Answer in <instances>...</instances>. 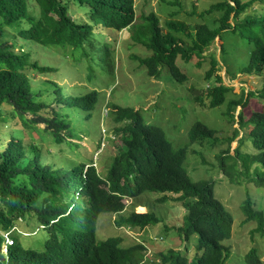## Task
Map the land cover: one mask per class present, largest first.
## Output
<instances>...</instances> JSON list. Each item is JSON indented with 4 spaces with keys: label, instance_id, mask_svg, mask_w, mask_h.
<instances>
[{
    "label": "trees",
    "instance_id": "trees-1",
    "mask_svg": "<svg viewBox=\"0 0 264 264\" xmlns=\"http://www.w3.org/2000/svg\"><path fill=\"white\" fill-rule=\"evenodd\" d=\"M136 2L0 0V264H226L230 249L223 243L232 237L234 219L216 198L214 182L193 181L184 168L188 149L175 150L164 131L148 124L139 110L110 107L116 123H123L115 130L122 138V147L113 155L104 176L97 172L92 160L88 164H70L68 158L56 157L54 161L43 156L42 146L35 140L28 145L24 141L25 129L38 130L39 135L46 131L56 144L66 143L67 148L75 149L78 144L70 140L81 138L78 119L88 122V115L98 103L96 90L81 94L75 88L76 93L71 95L57 81L35 78L52 75L55 79L63 74L58 66L42 65L34 58L35 52L40 48L67 49L69 52L63 56L68 54L78 66L82 62L90 65L87 70L92 71L97 65L96 54L100 53L102 68L114 74L115 51L108 39L98 43L94 33L100 26L104 33L130 29L137 20ZM73 5L88 17L85 23L72 17ZM214 11L221 13L215 27L202 24L194 31L174 18L165 31L160 18L151 13L146 19L147 30L142 36L137 32L135 37L150 54L139 61L151 78L159 79L165 70L168 79L177 84L195 82L199 91L194 86L190 91L195 103L204 109L227 104L223 115L234 127L233 135L221 139V132L198 121L189 131L190 145L198 144L202 152L211 153L204 146L214 149L226 142L227 149L216 155L213 167L231 184L252 180L256 175L257 185L264 187V83L255 92H243L238 99L228 101L233 88L224 84L222 76L215 75L225 67L231 80L240 73L264 81V0H222L208 13ZM226 32L230 39L222 37ZM216 39L222 40L220 59L212 58L205 79L209 82L214 77L217 85L206 90L199 77L201 61ZM91 41L95 51L92 58L88 50ZM235 42L242 45L240 54L232 47ZM226 47L232 48L231 52ZM94 78L95 73L88 75L90 81ZM205 93V99L199 98ZM251 98L263 105L246 116L244 110ZM37 124L45 125L44 130ZM10 126L17 127L19 133L12 130L5 134L3 128ZM246 129V136L239 138ZM236 140L238 146L233 149ZM247 142L250 147L244 150ZM146 193H161L165 195L161 198L164 202L171 196L183 206L186 222L174 229L188 243L183 248L186 252H190L191 238L197 236L198 255L191 257L181 249H170L151 259L142 243L125 244L121 237L97 240V225L103 214L117 215V227L144 229L158 224L160 219L155 213L135 211L145 207L137 201ZM130 199L136 205L127 213L126 200ZM243 210L245 223L258 222L252 234L263 235L264 213L255 209L250 197ZM35 220L39 226L34 225ZM23 224L29 231L39 230L35 235L20 234L17 228L22 229ZM9 239L12 244L7 245ZM246 259L248 264H263L254 248Z\"/></svg>",
    "mask_w": 264,
    "mask_h": 264
},
{
    "label": "rangeland",
    "instance_id": "rangeland-1",
    "mask_svg": "<svg viewBox=\"0 0 264 264\" xmlns=\"http://www.w3.org/2000/svg\"><path fill=\"white\" fill-rule=\"evenodd\" d=\"M221 1L137 0V20L130 29L122 31L110 29L104 33L102 26L97 27L94 38L97 39L98 43L108 39L111 49L115 51L114 74H109L102 68L100 53L99 55L96 54L97 65L94 64L95 71H92L90 69L87 70L90 65L82 62L78 66L74 58L68 54L63 56L67 49L66 51L64 49L56 51L54 48L50 50L38 49L33 55L34 58L41 60L42 65L48 63L53 67H60L63 74L60 78L55 77V79L52 75H36L35 78L43 81H57L60 85L66 86V90L71 95L76 93L75 88H79L81 94L85 90L87 92L96 90L98 92V103L95 110L88 115L90 118L88 122L82 123L79 117L77 129L81 138L70 140L78 144L75 149L67 148L66 143L56 144L50 133L46 131L39 135L38 130L25 129L26 131L23 133L26 134L24 141L28 145L31 139L35 140L36 143L42 146L44 157L54 159L56 157L68 158L70 164L75 161L88 164L92 160L97 172L104 176L111 166L113 155H116L122 147V138L119 137L115 130L122 127L123 123H116L110 107L117 105L139 110L148 124H152L164 131L175 150L188 149L184 168L193 181L207 180L214 182L216 198L226 206L234 219L232 237L223 243L230 249L226 264H248L246 256L253 248L258 251L264 264V234L257 232L252 234L258 226V222L257 220H252L245 223L243 210L246 199L250 197L255 209L264 213V187L257 185L256 175L252 176V180H243L241 183L231 184L227 178L219 173L217 168L213 167L211 163L215 162L216 155L227 149L226 142L219 143L214 149L211 148L213 150L209 146H204L211 153H204L200 150V145H190L189 142V131L198 121L204 123L210 129L221 132L219 133L221 139L231 137L234 133V127L228 124L227 118L223 115L226 113L227 104L225 103L215 109H204L193 100L194 97L190 88L194 86V89L199 91L195 82L190 80V82L183 85L177 84L168 79L165 70H162L159 79L149 77L145 67L140 64L139 59L149 57L150 54L142 43L135 40L136 36H142L143 31L147 30L144 29L147 24L146 19L151 13H155L160 18V24L165 31H167V25L173 18L188 25L193 29L192 31L196 29V26L202 24L215 27V21L221 18V13L216 11L208 13V11ZM172 14H176V16H172ZM71 15L80 23H85L88 20L83 11L74 5L72 6ZM137 32H139L138 35ZM222 37L230 39L231 35L226 32ZM221 41L216 39L202 56L204 60L201 61L202 71H200L199 77L202 78L206 90L216 84L214 77L208 82L205 76L206 72L211 69L210 62L212 58L220 59ZM91 45L92 41L88 47L92 58L95 51ZM232 47L238 54L241 53L242 45L240 42L233 43ZM227 50L231 52L232 48ZM180 62L182 64V61ZM197 70L198 68H195V71ZM90 73H95V78L92 81L88 79ZM235 74L237 76L236 79L231 80L226 73L225 67L215 73V75L222 76L226 86L233 88V92L227 96V100H236L243 92H255L264 83V81H261L262 78L259 77L243 76L240 73ZM207 94L198 96L201 99H205ZM193 95H196V93ZM262 105V102L258 101L257 98H251L244 110L245 115L248 116L252 112L259 111ZM6 109V111H10L9 108ZM240 111L241 108H238L236 113L239 114ZM16 124H20L19 120H17ZM36 126L40 130H44L45 127L43 124H37ZM235 127L237 128L238 126L235 125ZM12 130L16 134L19 133L17 127L3 128L5 134L10 133ZM247 133L248 129L244 130L239 138L242 135L246 136ZM31 135L33 136L31 137ZM7 141L8 139L6 138L5 141L3 140L5 145ZM237 146L238 141L236 140L232 147L235 149ZM249 147L250 144L247 142L243 149L246 150ZM252 150L253 153H256L253 145ZM194 154H197L198 157L194 156ZM203 157L206 159V163ZM164 196L161 193L143 194L139 197V200L137 199V204H144L145 207L135 208L138 214L148 211L155 213L160 219L158 224L144 229H134L128 226L117 227L115 224L117 215L103 214L99 217L97 225V240L104 241L111 237H121L125 244L142 243L148 249L147 257L151 259H154L156 254L165 253L170 249L183 250L188 243L180 239L174 227L178 228L186 222V210L180 203L171 199V196L165 202L161 201ZM126 204L128 206L127 213L134 210L136 205L131 199L126 200ZM34 225L39 226L37 220H35ZM24 226L25 224H23L22 229L18 227L17 232L24 235H35L39 230L29 231ZM6 244H12V239H9ZM197 245L198 238L193 236L188 245L190 252H186L185 249L182 252L191 255V257H193L192 254L196 256L198 255ZM4 252H6V246ZM201 254L202 252L199 253V255Z\"/></svg>",
    "mask_w": 264,
    "mask_h": 264
}]
</instances>
